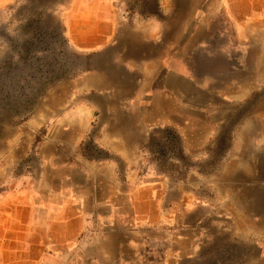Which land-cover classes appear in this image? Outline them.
<instances>
[{
  "label": "crops",
  "instance_id": "1",
  "mask_svg": "<svg viewBox=\"0 0 264 264\" xmlns=\"http://www.w3.org/2000/svg\"><path fill=\"white\" fill-rule=\"evenodd\" d=\"M161 4L165 20L132 25L111 0H72L66 9L69 47L91 64L71 80L65 103L56 100L39 175L6 178L8 188L0 180V264L201 263L216 234L232 237L234 264H264V144L257 153L254 127L232 143L222 179L254 185L242 190L232 222H214L210 236L184 204L183 217L163 206L173 183L161 200L156 182L137 170L138 151L161 134L177 135L190 158L220 139L241 104L255 112L264 46L246 41L264 24V0Z\"/></svg>",
  "mask_w": 264,
  "mask_h": 264
},
{
  "label": "rangeland",
  "instance_id": "2",
  "mask_svg": "<svg viewBox=\"0 0 264 264\" xmlns=\"http://www.w3.org/2000/svg\"><path fill=\"white\" fill-rule=\"evenodd\" d=\"M111 1L119 18L131 25L155 18L166 19L161 8L163 0ZM71 2L0 0V180L5 179L3 188L9 187L6 178L21 180L20 177L31 176L29 174L39 175L40 144L46 126L55 123L56 100L61 101L59 105L65 103L71 80L91 64L89 55L73 51L67 42L64 14ZM254 34L246 43L261 48L264 46L263 23ZM262 89L256 88L255 112L241 104L235 116L225 119L220 139L209 143L205 151L194 152L188 158L183 155L179 137L168 132L151 139L148 147L137 153L139 175L156 182L155 190L161 200L168 183L174 184L171 195L163 199V206L175 207L183 217L184 204L186 212L191 210L192 225L199 222L208 225L207 230L202 231L204 234L212 232L216 221L232 222V208L240 211L244 203L242 190L254 185L248 181L227 183L222 179L226 175L224 163L229 148L233 142L243 143V127H254L255 134L250 141L254 140L257 153L263 149ZM125 168L123 165L120 170L124 172ZM198 232L199 229L192 231V243L197 246L199 235L195 233ZM205 245L204 262L195 258L185 264H234L232 253L227 252L233 249L231 236H210ZM242 257V253L236 255L238 260Z\"/></svg>",
  "mask_w": 264,
  "mask_h": 264
},
{
  "label": "bare ground",
  "instance_id": "3",
  "mask_svg": "<svg viewBox=\"0 0 264 264\" xmlns=\"http://www.w3.org/2000/svg\"><path fill=\"white\" fill-rule=\"evenodd\" d=\"M232 72V71H231Z\"/></svg>",
  "mask_w": 264,
  "mask_h": 264
}]
</instances>
